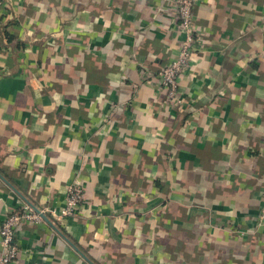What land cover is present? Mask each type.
<instances>
[{
  "label": "crops",
  "instance_id": "crops-1",
  "mask_svg": "<svg viewBox=\"0 0 264 264\" xmlns=\"http://www.w3.org/2000/svg\"><path fill=\"white\" fill-rule=\"evenodd\" d=\"M173 1L0 0V224L85 197L13 264H264V0L194 4L171 102Z\"/></svg>",
  "mask_w": 264,
  "mask_h": 264
},
{
  "label": "built area",
  "instance_id": "built-area-1",
  "mask_svg": "<svg viewBox=\"0 0 264 264\" xmlns=\"http://www.w3.org/2000/svg\"><path fill=\"white\" fill-rule=\"evenodd\" d=\"M202 0H174L173 9L178 21V31L184 34L180 41L177 57L170 63L158 70L156 77L160 88L167 94V100L173 102L178 100L177 80L185 73L192 57L202 45L201 35L193 21L192 9L194 4ZM83 188L76 182H71L66 190L64 205L60 209L48 210L37 208L36 213L28 204L19 210L7 214L0 224V264H13L18 255V246L15 241V232L22 222L32 224L46 223L41 215L52 221V218H68L76 215L84 203ZM257 226L264 229V207L261 209Z\"/></svg>",
  "mask_w": 264,
  "mask_h": 264
},
{
  "label": "water",
  "instance_id": "water-1",
  "mask_svg": "<svg viewBox=\"0 0 264 264\" xmlns=\"http://www.w3.org/2000/svg\"><path fill=\"white\" fill-rule=\"evenodd\" d=\"M28 205H30V206L32 207V209H33L36 213L39 214V210L37 209V207L33 206L32 204H28ZM41 217L43 218V220H44L47 224H49L50 226H52L51 221L48 220L46 216L41 215Z\"/></svg>",
  "mask_w": 264,
  "mask_h": 264
}]
</instances>
